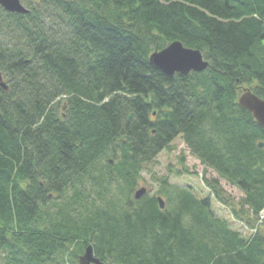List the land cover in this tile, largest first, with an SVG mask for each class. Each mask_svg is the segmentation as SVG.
I'll use <instances>...</instances> for the list:
<instances>
[{
    "label": "trees",
    "instance_id": "obj_1",
    "mask_svg": "<svg viewBox=\"0 0 264 264\" xmlns=\"http://www.w3.org/2000/svg\"><path fill=\"white\" fill-rule=\"evenodd\" d=\"M22 3L27 13L0 5L1 264H78L89 244L111 264H264V127L238 102L245 90L264 99V0ZM174 41L209 66L154 67L150 55ZM179 135L243 191L240 210L219 179L206 178L204 198L163 191L169 210L135 198Z\"/></svg>",
    "mask_w": 264,
    "mask_h": 264
},
{
    "label": "rangeland",
    "instance_id": "obj_2",
    "mask_svg": "<svg viewBox=\"0 0 264 264\" xmlns=\"http://www.w3.org/2000/svg\"><path fill=\"white\" fill-rule=\"evenodd\" d=\"M151 166V171L142 172L135 191L145 187L148 189V196L163 197L165 200V208L168 210L173 209L174 202L172 199L169 200L164 192H170L171 190L181 191L182 189L189 188L196 194L197 198L208 197L210 190L206 186V178L219 179L234 208L240 210L241 200L244 197L243 191L236 186L231 185L225 179L220 178L216 171L201 163V161L192 154L182 135L175 138L171 143L170 148L163 150L156 157ZM164 181L168 182L163 186L162 184H164ZM89 184L92 185L91 182H89ZM95 188L96 186L88 189L90 191L89 194H91V198L93 199H97V189ZM109 188L114 191V195L108 194V197L115 196L119 193L118 187L112 186ZM125 195L127 194H121L118 199L123 201L126 197ZM133 198L134 196L132 199ZM212 208L216 214L228 220L229 225H231L232 228L243 233V237H248L250 234L254 233L246 228L241 222L235 220V217L232 215V207H228L221 204L216 199H212Z\"/></svg>",
    "mask_w": 264,
    "mask_h": 264
},
{
    "label": "water",
    "instance_id": "obj_3",
    "mask_svg": "<svg viewBox=\"0 0 264 264\" xmlns=\"http://www.w3.org/2000/svg\"><path fill=\"white\" fill-rule=\"evenodd\" d=\"M0 5L9 12L27 13L29 9L22 3V0H0ZM150 63L167 75L176 72L187 74L191 71H203L209 66V61L205 59L199 49L186 47L181 41H174L162 50H157L150 55ZM0 86L7 90L8 83L5 81L3 73L0 72ZM241 107L249 110L256 121L264 127V99L250 90H245L239 97ZM133 115L129 116L131 119ZM263 146V143H260ZM117 150L114 149V156ZM148 192L142 187L135 192V198L141 199ZM158 201L162 209L165 208V200L159 196ZM78 264H111L102 260L95 254L92 244L87 245L83 254L79 256Z\"/></svg>",
    "mask_w": 264,
    "mask_h": 264
},
{
    "label": "built area",
    "instance_id": "obj_4",
    "mask_svg": "<svg viewBox=\"0 0 264 264\" xmlns=\"http://www.w3.org/2000/svg\"><path fill=\"white\" fill-rule=\"evenodd\" d=\"M263 220H264V210H262V211L260 212L259 222L262 223Z\"/></svg>",
    "mask_w": 264,
    "mask_h": 264
},
{
    "label": "bare ground",
    "instance_id": "obj_5",
    "mask_svg": "<svg viewBox=\"0 0 264 264\" xmlns=\"http://www.w3.org/2000/svg\"><path fill=\"white\" fill-rule=\"evenodd\" d=\"M114 157H116V156L113 155V157L110 158V162H114Z\"/></svg>",
    "mask_w": 264,
    "mask_h": 264
}]
</instances>
